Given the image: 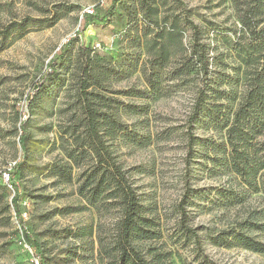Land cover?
Masks as SVG:
<instances>
[{
  "label": "rangeland",
  "instance_id": "1",
  "mask_svg": "<svg viewBox=\"0 0 264 264\" xmlns=\"http://www.w3.org/2000/svg\"><path fill=\"white\" fill-rule=\"evenodd\" d=\"M112 0H0V31L12 23L31 20H60L49 28L29 27L8 41L0 39V264H34L37 252L24 240L28 230L48 260V264H111V259L98 253L97 234L111 242L110 236L118 216L100 217L77 195V173L69 184L58 183L49 168L66 161L63 147L69 139L77 118L82 117L77 106L78 56L82 47L94 49L100 43L119 54L113 66L114 79L98 93L142 113H128L123 105L119 112L123 122L137 128L140 134H150L152 143L146 148L116 142L115 153L126 168L137 169L136 180L143 195L147 216L157 223L158 239L144 244L165 254L168 264H201L194 238L183 233L179 204L187 193V184L194 193L187 210L186 225L196 230L208 256L218 264H264V254L215 246L212 236L237 227L241 223L264 225V195L246 194L241 204L229 205L218 194L233 188L240 192L236 176L216 169L211 161L213 143H224L227 129L224 123L215 126L210 119L191 123L193 108L201 88V64H189L185 53L164 71L162 93L148 99L127 98L123 92L148 88L140 71L125 76V57L133 54L147 60L126 38L128 19L125 8L136 0H119L108 24L83 20L88 10L92 16H102ZM168 0V15H181L185 10L203 30L209 52L213 81L226 91L220 104L232 114L242 93L236 83L239 65L232 32L239 26L232 0ZM191 32L185 31L184 45L189 46ZM229 39H231L229 41ZM231 42V43H230ZM66 49L63 67L45 87V93L32 105L35 93L48 70V64ZM102 53V50H98ZM94 56V54H93ZM131 58V57H130ZM187 60V61H186ZM195 60H198L196 57ZM187 66V67H186ZM188 67L194 70L188 72ZM182 73H178L183 71ZM227 77V78H224ZM38 97H35V100ZM32 105V108L31 106ZM30 106V107H29ZM31 132L28 153L22 155L20 138L22 125ZM190 136L195 146L190 152ZM25 162L22 172L14 178L18 186L23 225L12 206L16 193L4 174ZM72 207L80 212L64 213ZM93 230V237H81ZM250 237L264 243V230L244 229Z\"/></svg>",
  "mask_w": 264,
  "mask_h": 264
},
{
  "label": "trees",
  "instance_id": "2",
  "mask_svg": "<svg viewBox=\"0 0 264 264\" xmlns=\"http://www.w3.org/2000/svg\"><path fill=\"white\" fill-rule=\"evenodd\" d=\"M118 1L112 0L102 16L84 14V25L87 24L86 21L108 24L116 11ZM174 2L180 3L179 0ZM167 5L168 0H136V3L125 8L128 19L126 38L132 39L131 43L143 52L147 60L142 61L133 54L126 56L127 65L123 74L129 76L140 71L148 88L131 89L123 92V95L140 99L160 95L162 83L165 81L164 71L175 64L179 57L185 61L184 55L188 54L189 64L195 65L199 62L203 75L191 123L195 124L206 118L217 127L221 123L225 124V142L213 143L211 147L214 156L211 161L216 169L236 176L240 180L238 186L242 188L240 192L233 188L222 189L218 195L229 205L241 204L249 193L264 195V0H232L235 17L239 22V26L232 31L237 37L234 50L239 61L236 70L239 77L236 83L241 82L243 89L232 120L231 114L225 112L224 104L218 102L226 96V91L220 88L225 79L221 80V85L217 84V80L213 81L209 49L203 39L202 28L194 22L187 10L181 15H168ZM59 20L57 17L53 21L26 19L21 23L15 22L0 31V39L6 42L29 27L49 28ZM185 31L192 34L188 47L183 42ZM65 54L66 49L62 47L57 57L49 62L48 70L29 100L30 104L34 105L44 95L51 75H55L56 68L63 67L67 62ZM118 57L117 52L108 48L80 49L77 106L82 117L77 118L73 130L65 133H70V140H64L67 144L66 148L63 147L66 161L51 166L48 171L58 183L64 184L71 183L77 173L78 198L100 217L118 216L110 236L111 242L102 236L106 233L99 226L97 242L101 257L107 256L111 259V264H168L165 254L158 252L156 248L147 250L144 247L145 243L159 238L160 233L156 230L158 226L153 218L147 216L143 195L136 180L137 169L123 166L115 153L118 140L139 148H146L152 143L150 134H140L137 128L123 122L115 108L123 105L124 111L128 113L141 114L142 111L138 112L132 105L119 104L97 92L119 75L113 62L107 60L110 58L111 61H116ZM196 57L198 60H195ZM184 71L185 68L178 73ZM187 71L192 73L194 70L188 67ZM35 97L38 98L35 100ZM30 136L31 132L27 130L26 124L22 125L20 146L23 156L28 153ZM195 140L194 136H190V152L195 146ZM24 164L25 162H19L12 171L7 172L10 176L9 183L16 193L12 206L20 225H23V214L19 208L21 194L14 178L22 172ZM193 193L194 190L187 184V193L179 204L184 237L195 239L196 249L202 259L201 264H218L205 252L196 230L186 225V209ZM80 211L81 208L64 209L66 214ZM249 227L264 230V225L245 222L212 236V242L215 246L264 254V243L245 233L244 229ZM87 235L93 237V230L82 233L81 237ZM23 237L29 248L37 252L39 264H48L45 252L28 230L24 231Z\"/></svg>",
  "mask_w": 264,
  "mask_h": 264
},
{
  "label": "built area",
  "instance_id": "3",
  "mask_svg": "<svg viewBox=\"0 0 264 264\" xmlns=\"http://www.w3.org/2000/svg\"><path fill=\"white\" fill-rule=\"evenodd\" d=\"M87 13H88V14H93V11L88 10ZM95 47H96L97 49H101V48H102L100 43H98ZM4 177H5V181H6L7 183H9V182H10V176L6 173V174H4ZM33 263H34V264H39L38 259H37V258H34V259H33Z\"/></svg>",
  "mask_w": 264,
  "mask_h": 264
}]
</instances>
